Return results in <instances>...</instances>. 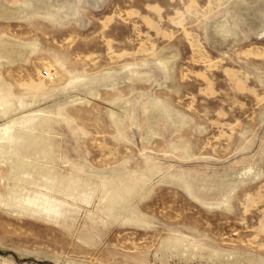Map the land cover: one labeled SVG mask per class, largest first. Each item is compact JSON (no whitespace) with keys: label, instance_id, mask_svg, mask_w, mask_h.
<instances>
[{"label":"rangeland","instance_id":"obj_1","mask_svg":"<svg viewBox=\"0 0 264 264\" xmlns=\"http://www.w3.org/2000/svg\"><path fill=\"white\" fill-rule=\"evenodd\" d=\"M0 264H264V0H0Z\"/></svg>","mask_w":264,"mask_h":264},{"label":"built area","instance_id":"obj_2","mask_svg":"<svg viewBox=\"0 0 264 264\" xmlns=\"http://www.w3.org/2000/svg\"><path fill=\"white\" fill-rule=\"evenodd\" d=\"M43 73H44L43 75H45V76H48V77L51 76V73L48 70H44Z\"/></svg>","mask_w":264,"mask_h":264}]
</instances>
